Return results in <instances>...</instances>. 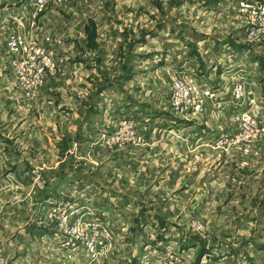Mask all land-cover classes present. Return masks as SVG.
Wrapping results in <instances>:
<instances>
[{"label":"rangeland","instance_id":"rangeland-1","mask_svg":"<svg viewBox=\"0 0 264 264\" xmlns=\"http://www.w3.org/2000/svg\"><path fill=\"white\" fill-rule=\"evenodd\" d=\"M64 1L53 9L64 21L70 57L46 68L40 81L5 69L12 58L4 42L1 48L0 79L10 83L1 82L0 90L12 99L0 104V264H197L202 254L201 264H264V40L246 34L239 4ZM90 9L107 15L95 17L99 41L91 36L79 53L74 43L82 40L84 21L74 14ZM44 38L57 61L56 36ZM231 44L257 52V90L234 87L231 77L249 68L235 62ZM205 47L219 52L212 51L215 59L204 58ZM177 83L210 88L215 97L187 95L178 111ZM239 86L244 94L237 99ZM154 140L156 162L137 159ZM79 184L83 189L70 193ZM44 191L69 192L47 209ZM155 210L169 228L155 227ZM30 217L41 227L37 239L21 229ZM139 218L146 228L137 239L131 228ZM46 219L55 226L45 230ZM48 230L59 240H43Z\"/></svg>","mask_w":264,"mask_h":264},{"label":"crops","instance_id":"crops-1","mask_svg":"<svg viewBox=\"0 0 264 264\" xmlns=\"http://www.w3.org/2000/svg\"><path fill=\"white\" fill-rule=\"evenodd\" d=\"M31 1L32 0H0V62H1V59H2V51H1L2 44H3V42H4V44L6 43L9 35L18 34V32L27 33L28 31H29V33L31 32V34L29 35V38L32 41H36L38 43H44V41H45L44 37H46V36H51V35L52 36H56V42H57V44H56L57 48L56 49H57L58 53L60 54L59 57L57 55V61L59 63L60 57H61V59L63 61L67 60L68 57H70V56L69 55H65L66 51H67V49H66L67 48L66 39H65V35H64V37L61 35V34H63L61 28H62V26H64L62 24L64 21L63 20L61 22L59 21V19L62 16L57 11L58 7L60 5H57L58 7H54L55 5L48 7L43 13H41L38 16L37 19H35L34 11H33V8L31 7ZM79 1H82V0H79ZM88 1L91 2V3H97V2L102 3V0L101 1H98V0H83V3H87ZM103 1L107 2V0H103ZM109 1H112V0H109ZM147 1H149V0H120L119 2L123 3V4H127V5L131 4V3L140 5V4L146 3ZM226 1H228V0H226ZM236 1L237 0H235L231 4V6H234V5L238 4V2H236ZM153 2L157 3V0H153ZM64 3H65V1H64ZM53 8H57V10L53 9ZM78 12H79V15L78 14H74V15H77V16L81 17V21H80L81 23L84 21L83 22V26L81 28V33H80V36H81L82 40L80 42H75L74 44H75L76 48L78 49V52L82 53L83 51L80 49L81 47H79V46H81L85 42H87L88 39L91 38V36H94L96 38V42L99 41L97 37H99V35H100V33H99L100 30H99V27H97V25L94 22L96 20L95 17L100 18L101 16L107 15V13H106V11L97 12L95 9H90L87 13H85L83 11H78ZM44 18H46V21H44ZM53 20H56L57 22L54 21L52 23ZM86 23H90V25L93 26V35H92L91 30H90V27L85 28ZM34 24H35V26L33 27L32 25H34ZM3 29H5L6 33L9 31V33H7V37H6V39L4 41L2 40V30ZM53 30H55L58 34H52ZM42 31H43V33H41ZM244 33H245V29H244ZM236 40H237L236 42H239L238 39H236ZM234 43L235 42H233L232 44H234ZM232 44H231V46H232L233 50H231L230 52L235 53V57H234L235 58V62L243 60V61H245L246 66L249 68L248 71H247L249 73L248 75L244 74L242 77H237V78L235 77L236 75L231 77V79L233 80V84H235L234 87H236L237 84H240V85L249 84V85H251V87L249 88L248 91L257 90V85L256 84H257V82L259 83V79H258V76L256 74L257 61L254 60V59L257 58V55H256L257 52L253 51L251 49L245 50V48L242 49L241 47H237V46L232 45ZM188 45H189V42H188ZM75 46L69 47L68 48L69 51H71V48H73V50H74ZM225 47H227V45ZM213 50L216 51L214 49V47H213ZM213 50H211L209 48L207 49V47H205L204 48V54H206L207 56L204 57V58L209 59L211 57H214V59H215L216 56H214L215 54H213V52H212ZM235 50H237L238 52H236ZM137 52L138 51L136 49L133 50L134 54H137ZM73 53H74V51H73ZM217 53H219V52H217ZM5 54L9 55L12 58L11 60L8 59L7 65H5V69H7V68L11 69L12 66H13L15 58H13L12 55L7 54V52ZM61 54H63V55H61ZM124 56H125V58H123V63L126 62L127 64H129L130 63V61H129L130 56L128 55V52H127V55H124ZM201 62H204V61H201ZM211 62H213V60H211ZM93 65H95V62L93 63ZM79 66L83 67V68L87 67L86 65L83 66L81 64H79ZM205 66L206 65L204 63L203 67L206 68ZM0 74H1V71H0ZM6 80H7V82H6ZM9 80H10V78H8V77H6L4 79L2 78V79H0V84H1V82L2 83L3 82L10 83ZM221 84H223V82H221ZM0 89H1V86H0ZM5 89H7V88H5ZM10 95H11V93H8V92H3L2 93V91L0 90V104H1V101H2L1 98L12 99V97H10ZM47 115L49 117H51L49 113ZM55 126H56V132L58 133L59 129H58L57 124H55ZM51 129L52 128L47 129V130L51 131ZM153 143H154V145H153V147L151 149L145 148L143 151H141V153H138V156L136 158L139 159V158H142L141 156H143L144 163H148L152 159H154L153 160L154 162L152 161V163H155L156 159H157V142L154 140ZM0 147H1V145H0ZM146 150H148V152H145ZM11 162H13L14 164H18V163L21 162V160L17 159V161H16L15 159H11ZM16 167H17V169H19V165H17ZM214 174H216V172ZM217 181H218V178L215 177L213 179V181L210 183V186H212V188H213L212 191H215V187H213V183L217 184ZM78 186L79 187H77L75 185L74 189H72V191H70V193H75L76 194V193H78L77 190L83 189L82 187H80L81 186L80 184ZM185 186L187 188H192V186L194 187L193 183L188 185V180H187V183L185 184ZM152 189L157 191V178H155L153 180ZM140 190H143V189H140ZM143 191H146V189L143 190ZM159 191H161V188L159 189ZM208 191H210V190H208ZM16 192H14V193H16ZM44 192L45 193H43V195H41V197L43 198V202L44 203H50L49 204L50 206H47L48 207L47 209H49V208H51V206H55L56 202H59L60 200L64 199L62 197V195L67 193V192H69V191H44ZM85 192H87V191H80V193H85ZM103 192H105V191H103ZM13 200H14V198H13ZM11 204H12V206L13 205H18V207H20V204H17V203H14V202H12ZM141 211L145 212V213L146 212H149V213L151 212V210L147 209V207H145V206L142 207ZM154 217L156 218L155 227H157V228L158 227L159 228L160 227H164V228H169L170 227V226H168V224H166L165 221H164L163 224H160L159 222H157V211L155 212ZM142 221H143V219L139 218L138 221L136 222V226L131 228V231L134 232L135 238H137V239H138L139 233H142L141 227L146 228L145 226H142ZM43 222L44 223H42L41 225H44L43 228L45 230L48 229V228H51L52 226H55V225L51 224L47 219L43 220ZM45 226H47V227H45ZM37 228H41V227H40V225H38V223H36V221L32 217H30L29 222H27L26 224H23V226H21V229H24L25 231L29 232L31 240L32 239H37V237H36V233L38 232L36 230ZM57 233L58 232L53 233L52 231L48 230V231H43L41 236H42V239L44 240V238H46V237L49 238L51 235H53V237H55V235ZM57 236L58 235H56L55 239L53 240V243L55 241L59 240V237H57ZM15 237H17V235H15ZM185 241L183 240L182 242H185ZM33 243L31 244V247L34 246ZM187 250H189V246L188 245H187V247H184V249H183V253H184L185 257H188V254H189V252H187ZM205 255H207V254H202V255H200L198 257L197 264H201V263L204 262L202 259L205 257ZM36 258H38V256H36Z\"/></svg>","mask_w":264,"mask_h":264},{"label":"built area","instance_id":"built-area-1","mask_svg":"<svg viewBox=\"0 0 264 264\" xmlns=\"http://www.w3.org/2000/svg\"><path fill=\"white\" fill-rule=\"evenodd\" d=\"M64 0H32L31 7L34 11V17L37 18L41 13H43L51 5H62ZM240 12L247 19V29L246 34L253 40L263 39L264 40V6L259 3H249L245 0L239 1ZM33 27L35 26L32 25ZM50 38H45L44 43H38L32 41L28 36L21 34L10 35L5 43L6 51L8 54L15 57L13 63L14 74L17 77H21L23 80L28 81L34 79L35 81H40L45 75L46 68L54 67V64L58 63L54 60L55 50H53L49 43ZM17 58V59H16ZM56 62V63H55ZM176 94L174 107L176 110H180L182 103L181 99L187 95H195L199 92L206 99H213L214 92L210 88H204L197 91L196 88L185 85L183 83L176 84ZM243 90L239 86L236 90L237 99L243 97ZM30 97V93H27ZM202 102L197 103L196 111H200L202 107ZM218 143H223L219 141ZM218 146H222L219 144ZM93 258L99 256L98 245H92L90 247Z\"/></svg>","mask_w":264,"mask_h":264}]
</instances>
